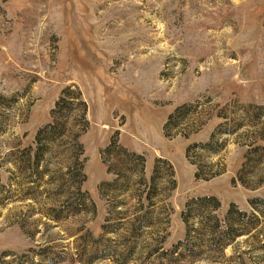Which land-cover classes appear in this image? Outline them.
Instances as JSON below:
<instances>
[{
  "label": "rangeland",
  "instance_id": "374dc122",
  "mask_svg": "<svg viewBox=\"0 0 264 264\" xmlns=\"http://www.w3.org/2000/svg\"><path fill=\"white\" fill-rule=\"evenodd\" d=\"M68 86L88 105L79 191L59 185L68 175L56 145L38 172L19 152L36 146ZM211 136L213 149H190L191 163L186 148ZM112 139L143 156L142 179L135 156L101 154ZM253 146H264V0H0V264H264V164L251 187ZM108 165L122 174L114 183ZM198 165L219 173L196 179ZM205 196L220 202V219L231 203L246 211L234 227L250 231L221 250L216 233L202 243L196 219L186 246L181 212Z\"/></svg>",
  "mask_w": 264,
  "mask_h": 264
},
{
  "label": "trees",
  "instance_id": "16d2710c",
  "mask_svg": "<svg viewBox=\"0 0 264 264\" xmlns=\"http://www.w3.org/2000/svg\"><path fill=\"white\" fill-rule=\"evenodd\" d=\"M186 106H180L175 108V110L168 116L166 122L163 125L164 135L167 137H171L175 135V132H170L169 129L182 120L181 111ZM88 105L86 101L82 98L81 92L79 90H72L71 87H66L61 91L60 96L55 101L53 108L50 111V121L39 128L37 130L35 141L36 146L20 150L22 162H26V168L30 169L31 172H38L39 163L45 159V155L50 151V145H56L59 149L55 153H60L62 155V161L65 162L66 174L68 177L63 179L59 185L68 186L74 185L76 191H79L81 184L85 181L86 175L84 173V149L83 145L79 142V136L88 128L89 121L87 118ZM261 132V131H260ZM184 137H187L188 133L182 134ZM213 136L210 137V140L206 143H194L186 148L185 156L191 163H195L189 158V151L192 148H212L213 145ZM112 149H118L123 152L126 157L135 156L136 159L139 160L140 169L139 175L142 179V174L144 170V158L142 155H138L135 153L127 154L125 148L118 145L117 141L112 139L108 146H106L103 150H101V154L109 152ZM250 163V172L252 175V179L254 180V185L251 187H256L261 184L262 178L261 176L256 175V170L260 164H264V146H253L249 150ZM104 162L106 161L103 157ZM164 162L163 160L158 159L153 165L152 174L147 181L146 184H152L158 178V162ZM169 169L168 176L170 178V182L172 188L175 186V179H173V168L171 164L166 163ZM204 165H198L197 171H195L194 176L196 179L212 177L216 173L212 167H209L208 170L203 169ZM108 172H111L115 175V179L111 182L114 183L118 177H121L122 174L117 171L115 166L108 165ZM223 171V168H222ZM220 171V172H222ZM45 168L40 170L39 173H44ZM254 172V174H253ZM208 173V174H207ZM59 173L58 177L62 176ZM256 176V177H255ZM57 177V178H58ZM55 178V179H57ZM62 178V177H61ZM239 182L245 186H248V181L244 180L242 177H238ZM103 183L99 185L101 187ZM141 196V194H140ZM145 199L150 202L151 194L145 196ZM258 199H253L250 201L251 206L254 207V202ZM212 202V203H211ZM195 203V204H194ZM152 203L149 204L151 206ZM220 202L218 199L212 196L199 197L194 200H191L185 204L184 209L181 212V217L186 224V235H185V245H189L190 243V231H194V229L190 228V224H193L192 221L198 219L203 225V232H199L201 236V240L204 243V236L207 234L216 233L218 237H213L214 242H218V247L220 246L221 250L229 243L230 240L240 236L242 234L248 233L250 229L246 227H234V216H244L247 214L246 211L240 210L236 204L231 203L224 218L220 219L214 211L218 209ZM213 212V213H212ZM137 220V219H135ZM139 220V219H138ZM222 224H225L222 229H218ZM134 225V224H133ZM227 225V226H226ZM192 227V225H191ZM206 234V235H207ZM188 239V240H187ZM189 248V246H188Z\"/></svg>",
  "mask_w": 264,
  "mask_h": 264
},
{
  "label": "crops",
  "instance_id": "0c3cea01",
  "mask_svg": "<svg viewBox=\"0 0 264 264\" xmlns=\"http://www.w3.org/2000/svg\"><path fill=\"white\" fill-rule=\"evenodd\" d=\"M107 174V173H106Z\"/></svg>",
  "mask_w": 264,
  "mask_h": 264
}]
</instances>
